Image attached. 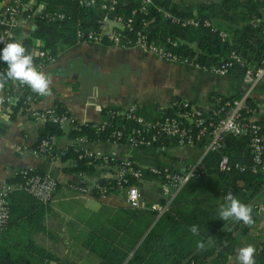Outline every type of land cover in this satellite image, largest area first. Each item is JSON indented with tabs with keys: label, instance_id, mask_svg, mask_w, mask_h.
<instances>
[{
	"label": "crops",
	"instance_id": "crops-1",
	"mask_svg": "<svg viewBox=\"0 0 264 264\" xmlns=\"http://www.w3.org/2000/svg\"><path fill=\"white\" fill-rule=\"evenodd\" d=\"M171 1L194 9L199 3L214 0ZM10 4L11 0H0V14ZM41 7L42 3H38L30 13L20 16L13 27L18 32L12 34L15 41H20L33 28V14ZM260 19L264 21V4L260 7ZM109 21L113 23L109 25ZM105 25L119 26V23L107 18ZM121 37L117 44L80 40L59 50L52 60L37 67L51 79L50 95L26 98L14 113L12 107L21 90L18 81L9 80L0 91V95L6 96V100L0 103V184L23 169L47 173L56 183L38 220L40 226L26 229L20 220L9 227V234L21 242L29 238L58 259L72 260L76 264H99L102 260L100 251L123 250L119 244L128 240L129 231H137V220L143 223L146 210L155 211L151 206L160 204L163 197L157 178L150 173L142 175L138 181L141 199L137 207L125 203L120 189L94 194L92 187L95 182L113 172L114 161L100 159L91 170L69 172L63 166L71 165L72 160L60 159L62 149L67 145L104 154L115 151L116 159L128 157L139 165L153 164L155 159L144 148H128L118 141L71 137L67 134L71 123H99L103 119L102 109L107 107L132 105L139 108L150 104L165 107L176 100L209 110L213 108L211 100L215 97L238 94L247 87L241 73L220 74L192 63L161 58L132 44L125 36ZM34 42L40 40L35 39ZM4 64L7 66L6 62ZM6 89H10L9 93ZM248 98L253 106L250 117L264 120V80L253 85ZM56 104H60L68 114V119L61 124L62 133L51 138L50 148L45 153L34 152L33 144L46 120L35 118L31 112L52 109ZM177 147L181 152L175 151ZM155 149L159 152L160 163L169 162L181 168L199 155L201 145L179 146L170 142ZM247 201L250 206H255L254 224L247 226L238 236L233 252L225 261L228 264H240L238 254L243 247L255 246V256L261 249L264 239V184ZM136 244L127 252L125 259ZM45 264L58 263L48 259Z\"/></svg>",
	"mask_w": 264,
	"mask_h": 264
},
{
	"label": "trees",
	"instance_id": "trees-1",
	"mask_svg": "<svg viewBox=\"0 0 264 264\" xmlns=\"http://www.w3.org/2000/svg\"><path fill=\"white\" fill-rule=\"evenodd\" d=\"M135 1L126 0L118 4L114 12L124 14L134 9L133 21L137 25L141 23L140 18L151 20L147 24L146 37L176 55L178 59L186 58L199 66L207 67L226 61L228 52L235 50L244 63L252 67L259 66L264 60V21L260 19V7L264 4V0H214L199 3L194 9L171 0H153L155 5L148 4L144 12L138 11ZM38 3H42V7L33 14V28L20 39L26 54L33 56L36 67L45 62L44 56L37 54V50H43L45 54L55 56L59 50L85 39L88 31L98 29L102 14L98 6H84L77 0H32L29 7L22 13H30ZM158 7L181 15L195 14L200 18H209L216 27L224 29L227 36L220 38L215 30L205 26L201 20L197 26L193 27L181 26L162 19ZM111 16L112 14H109V17ZM253 17H258L259 20L252 25ZM14 33H18L17 28L12 29V34ZM128 35L133 36V31H129ZM35 39L40 42H34ZM11 42H15L14 38ZM7 70L8 67L4 61L0 60V73H6ZM228 72L242 73L243 67L234 61L228 67ZM18 83L21 90L14 101L12 113L24 104L27 96L35 93L27 84L19 81ZM6 91L9 93L10 89ZM235 96L237 94L215 97L211 100L213 108L208 111L211 112L223 101ZM246 102L250 108L253 107L249 98ZM174 109L173 103L165 107L150 104L136 108L135 112L155 120L172 115ZM123 111L122 107L103 108L101 122H72L67 134L90 141L123 142L125 132L133 124L132 121L124 118ZM51 112L57 116H68L60 104H56ZM219 113L221 112L215 114V119ZM254 121L264 133V120L254 119ZM116 129H123L121 136L114 135L113 131ZM61 133L62 128L59 122L47 120L39 129L33 147L37 145L40 138L49 139ZM156 147L158 148V143L154 142L140 148L146 149L147 154L155 159L153 165L171 166L169 162H159V152L155 149ZM221 154L226 155L230 160L247 163L249 157L247 134L224 135L221 146L215 151L205 153L202 157L201 172L182 184L168 206L156 216L151 225L149 226L157 213L154 210H146L145 221L141 223L138 219L137 231L132 233L129 231L128 240L119 244L124 249L119 251L113 248L111 253L105 250L100 251L102 260L99 264H222L228 260L238 236L246 230L248 225L234 219L228 221L220 219V205L225 204L224 197L229 192L242 203L249 205L247 200L264 184V173H252L248 170L220 172L216 169V162ZM60 159H71L72 164L63 166V169L76 173L91 170L93 165L100 161V158L86 156L81 149L72 145L62 149ZM146 174L148 173L144 172L143 175ZM22 176V172L18 171L7 180L21 183ZM96 184L92 187L96 195L115 187L113 180L108 177L98 178ZM48 200H39L19 187L8 194V218L4 228L0 230V264H45L48 259H54L58 264H76L72 260L58 259L49 251L36 246L29 238L21 242L9 234V227L15 226L20 220L26 229L40 226L38 220ZM251 208L253 218L255 206L251 205ZM140 218H142L141 213ZM193 225L197 226L198 235L190 231ZM197 241L202 242L204 248H197ZM135 244L136 246L125 259L127 252ZM254 258L255 264H264V239L261 242L260 252Z\"/></svg>",
	"mask_w": 264,
	"mask_h": 264
},
{
	"label": "built area",
	"instance_id": "built-area-1",
	"mask_svg": "<svg viewBox=\"0 0 264 264\" xmlns=\"http://www.w3.org/2000/svg\"><path fill=\"white\" fill-rule=\"evenodd\" d=\"M126 0H77L84 6H98L102 14L99 18L97 30H91L86 33L83 40L100 41L117 44L120 43L121 36H125L129 42L149 50L157 56L165 59L188 62L197 65V63L184 59H178L176 55L163 49L161 46L153 43L146 37L147 24L151 20L139 19L140 24H136L133 19L135 10L131 9L128 13H115L114 9L118 4ZM138 11H145L148 4L155 5L153 0H136ZM29 7L28 2L22 0H11V4L0 14V36L3 42H0V50H3L7 43L12 39V28L17 24L22 11ZM162 19L175 22L181 26H197L199 20L211 30H215L220 38L226 37L227 33L224 29L216 27L209 18H200L195 14L181 15L171 12L167 9L158 7ZM109 14H112L109 17ZM61 17L60 14H57ZM107 18L119 23V26L105 25ZM259 20L258 17L251 19L252 25ZM133 31V36H129L128 32ZM168 39V38H167ZM37 54L43 55L45 62L54 58L52 55L45 54L43 50H37ZM226 61H220L216 64L204 67L215 73H226L228 67L236 61L243 67L242 79L247 87L237 94V96L223 101L217 108L209 112L187 101H174L175 109L173 114L165 116L161 119L151 120L137 114L135 106H127L124 108L123 116L125 119L132 121V127L124 134V141L119 142L128 148H136L148 146L154 142L158 143V147H164L167 143L176 145H191L200 143L201 150L199 155L184 167H176L175 165L156 166L153 164L139 165L128 157L116 159V152L101 153L96 150L94 152L82 150L86 156L98 157L104 162L114 161L115 169L113 172L105 174L103 177L111 178L114 182V188L120 189L124 195L125 203L130 207H137L140 204L141 192L138 181L144 172L150 173L157 178V185L163 197L160 204L152 205L156 213L162 212L170 203L174 195L177 193L182 184L190 177L198 175L203 169L202 157L209 151L217 150L221 144L224 135H243L247 134V146L249 151L248 162H240L230 160L226 155L221 154L216 162V169L220 172H229L231 170L264 173V133L260 131L258 124L250 117L251 108L247 105V98L253 85L258 80H264V60L259 66L252 67L241 58L235 51L228 52ZM44 63V62H43ZM42 64V63H41ZM199 66V65H198ZM39 94L27 96V98H36ZM6 100L5 95H0V103ZM219 116L215 119L216 113ZM35 118L44 120H54L61 125L68 116H57L50 109L31 112ZM123 130V129H122ZM121 129L113 131L115 136L122 135ZM81 140L82 137H76ZM86 140V139H85ZM117 141V140H114ZM51 138H40L33 151L37 153H45L50 148ZM80 149V148H79ZM117 160V161H116ZM22 182L13 183L4 181L0 184V230L6 224L8 218V194L14 188H22L27 193L39 200H48L51 198L55 190V180L52 176L42 172H31L29 169H23ZM132 180V181H130ZM96 182L94 186H96ZM105 193V192H104ZM222 264H228L223 262Z\"/></svg>",
	"mask_w": 264,
	"mask_h": 264
},
{
	"label": "clouds",
	"instance_id": "clouds-1",
	"mask_svg": "<svg viewBox=\"0 0 264 264\" xmlns=\"http://www.w3.org/2000/svg\"><path fill=\"white\" fill-rule=\"evenodd\" d=\"M3 39L0 36V42H3ZM0 60L6 62L8 67L6 73H0V91H3L9 80H14L27 84L35 93L45 96L50 95L51 79L42 71L37 70L33 62V56L26 54V49L21 41L7 43L2 50V54H0ZM224 199L225 204L220 205L219 209L220 219L223 221L230 219L242 221L249 227L254 224L251 206L242 203L231 192ZM190 231L194 235L199 234L196 225H193ZM197 248H204V244L197 241ZM256 253L257 249L251 244L239 249L238 260L240 264H255L254 257Z\"/></svg>",
	"mask_w": 264,
	"mask_h": 264
},
{
	"label": "rangeland",
	"instance_id": "rangeland-1",
	"mask_svg": "<svg viewBox=\"0 0 264 264\" xmlns=\"http://www.w3.org/2000/svg\"><path fill=\"white\" fill-rule=\"evenodd\" d=\"M112 23H113L112 21H109V25L112 24ZM175 151L176 152H181V149L177 147V148H175ZM194 151H195V149H194Z\"/></svg>",
	"mask_w": 264,
	"mask_h": 264
}]
</instances>
